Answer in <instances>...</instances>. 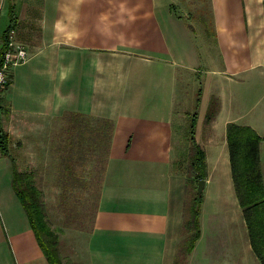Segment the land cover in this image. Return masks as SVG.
<instances>
[{
  "label": "crops",
  "instance_id": "obj_1",
  "mask_svg": "<svg viewBox=\"0 0 264 264\" xmlns=\"http://www.w3.org/2000/svg\"><path fill=\"white\" fill-rule=\"evenodd\" d=\"M208 1L214 30L203 37L194 17L201 0H0V42L14 24L30 55L13 67L0 100V243L16 264L51 262L17 194L15 167L35 185L43 168L70 180L68 194L89 148L105 155L99 137L73 139L74 123L99 130L104 119L115 127L93 226L81 243L73 234L65 257L175 264L197 179L185 153L195 115L207 182L202 233L187 264H262L236 193L227 128L248 124L263 136L264 170V107L243 121L229 102L251 80L264 82V0ZM74 142L85 151L73 158Z\"/></svg>",
  "mask_w": 264,
  "mask_h": 264
},
{
  "label": "trees",
  "instance_id": "obj_2",
  "mask_svg": "<svg viewBox=\"0 0 264 264\" xmlns=\"http://www.w3.org/2000/svg\"><path fill=\"white\" fill-rule=\"evenodd\" d=\"M14 6L11 8L12 18L14 20ZM15 25L6 33L7 39L9 32ZM197 116L192 122L191 136L193 141L190 168L193 174L196 175V184L194 192L189 193L187 201L186 215L183 226L184 239L179 246V251L175 264H187L189 254L193 251L197 241L201 237V206L204 200V194L199 195L198 184L199 180L207 176L206 152L203 147L196 141L197 132ZM88 121L84 125V130L80 131L78 124L74 123V136L88 135L90 139H100V148L105 150L106 159L114 133V123L110 119H104L98 130L91 126ZM79 129V130H78ZM227 139L231 157L233 180L237 196L243 208L246 218L251 242L253 248L264 264V170L261 158V145L263 136L251 125L230 122L227 128ZM94 141V142H95ZM92 142V141H91ZM6 143V138L1 136V146ZM103 144V145H102ZM6 148V147H5ZM85 148H79L74 145L72 147L73 158L81 155ZM96 150V146H92L89 150ZM70 156V155H69ZM32 174L19 172L15 167V188L23 205L29 215L33 229L35 230L41 245L48 256L51 264H67L63 260L61 250L59 248L60 234L56 229L48 224L46 203L43 199V192L33 183ZM77 180L76 178L73 179ZM65 184L70 181L66 180ZM198 182V183H197ZM191 198V199H190ZM190 203V204H189Z\"/></svg>",
  "mask_w": 264,
  "mask_h": 264
},
{
  "label": "rangeland",
  "instance_id": "obj_3",
  "mask_svg": "<svg viewBox=\"0 0 264 264\" xmlns=\"http://www.w3.org/2000/svg\"><path fill=\"white\" fill-rule=\"evenodd\" d=\"M199 4L203 6V10L199 11L200 13L196 10L194 12V17H196L195 19L199 22V25H202L200 29L204 37L207 31L210 33L211 30H214V25L211 20L210 2L208 0H201ZM202 23L206 25V27H204ZM210 35L211 34H207V37ZM240 93L243 98L240 97ZM230 94L231 97L229 102L235 106V111L237 112L239 110L245 114L243 121H248L264 107V82L257 83L251 80L243 86L242 90L239 92L232 91ZM261 133L264 135V131ZM175 135V152L177 153L184 132L182 130H177ZM218 135H220V133H218ZM186 142L191 144L189 138ZM185 153L186 159L190 158L192 154L191 148L185 149ZM105 158L106 156L100 149H94L90 156L78 160V162L74 164L77 180L70 183L73 187L70 185L71 191L68 190V194H66V188L64 186L65 178H50L48 172H44V168L43 172H36V175L42 176V178L35 179L37 185L45 188V191H47L45 192L46 194H43V199L46 203L48 224L56 229L62 238H60L62 243L59 242V248L63 260L67 264H71L70 261L66 259L65 254L67 253L68 243L73 234H80L83 236L80 240L81 243L91 232L99 197L102 166ZM52 186H55L56 189H50ZM9 247L7 243H0V264H16Z\"/></svg>",
  "mask_w": 264,
  "mask_h": 264
},
{
  "label": "built area",
  "instance_id": "obj_4",
  "mask_svg": "<svg viewBox=\"0 0 264 264\" xmlns=\"http://www.w3.org/2000/svg\"><path fill=\"white\" fill-rule=\"evenodd\" d=\"M29 58L30 55L27 47L17 39V29L12 28L8 38L0 42V100L10 83L13 67L27 62Z\"/></svg>",
  "mask_w": 264,
  "mask_h": 264
},
{
  "label": "water",
  "instance_id": "obj_5",
  "mask_svg": "<svg viewBox=\"0 0 264 264\" xmlns=\"http://www.w3.org/2000/svg\"><path fill=\"white\" fill-rule=\"evenodd\" d=\"M206 182L207 180L205 178H202L199 180V184H198V193L199 195H203L204 194V190L206 187Z\"/></svg>",
  "mask_w": 264,
  "mask_h": 264
}]
</instances>
